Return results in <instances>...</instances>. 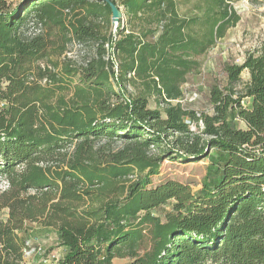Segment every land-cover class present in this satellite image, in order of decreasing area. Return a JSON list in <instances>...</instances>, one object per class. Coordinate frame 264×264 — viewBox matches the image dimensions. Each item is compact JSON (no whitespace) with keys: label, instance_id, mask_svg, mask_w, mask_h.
Wrapping results in <instances>:
<instances>
[{"label":"trees","instance_id":"16d2710c","mask_svg":"<svg viewBox=\"0 0 264 264\" xmlns=\"http://www.w3.org/2000/svg\"><path fill=\"white\" fill-rule=\"evenodd\" d=\"M197 1L182 16L177 0H122L116 38L103 0H0V264H24L28 224L57 234V264H264V41L224 65L211 115L184 110L198 58L240 20L231 0ZM72 39L94 49L80 65L63 57ZM212 151L195 194L152 185L165 161Z\"/></svg>","mask_w":264,"mask_h":264},{"label":"rangeland","instance_id":"374dc122","mask_svg":"<svg viewBox=\"0 0 264 264\" xmlns=\"http://www.w3.org/2000/svg\"><path fill=\"white\" fill-rule=\"evenodd\" d=\"M11 3H18L19 0H7ZM122 0H116L121 18L114 25L110 22L101 24V30L117 38L119 30H126L129 27L128 18L124 13ZM197 0H177V10L180 15L190 16ZM231 6L236 11L240 20L235 27L229 29L224 38L220 39L214 48H211L204 56L198 58L199 69L187 77L182 85V98L179 100L184 110L194 111L197 114L213 113L209 103V89L218 86L221 89L226 85V75L224 73L225 64L241 65L246 54L255 50L264 41V0L251 3L248 0H231ZM108 49V47H107ZM94 49L91 44H82L72 39L67 43L63 57L70 59L77 65L84 63L85 59L92 56ZM249 74L244 70L240 75V81L235 86L236 96L241 95L244 84L248 81ZM76 82L77 80L74 79ZM113 88L121 93L122 99L127 101L128 95L120 92L115 82L112 80ZM129 93H133L132 88H128ZM243 106L249 107L246 99L241 102ZM148 107L151 109L163 110L162 105H157L151 98ZM240 127H243L240 124ZM193 130L194 127L191 126ZM212 151L208 158L199 162L183 163L175 160L165 161L160 168L159 174L152 179V185L164 183L169 180L177 181L188 186L192 193L201 189L202 180L206 175L207 167L215 157ZM6 187L5 182L0 179V190ZM173 202H168L164 206L152 211L153 217L162 223L167 214L173 213ZM5 212L1 215L4 218ZM20 237L24 241V264H42L44 259L52 263L63 257L65 249L61 247L57 240V234L51 229H44L37 224H28ZM33 249L37 251L33 252ZM40 250V251H39ZM128 259H114L113 264H129Z\"/></svg>","mask_w":264,"mask_h":264},{"label":"water","instance_id":"95a60500","mask_svg":"<svg viewBox=\"0 0 264 264\" xmlns=\"http://www.w3.org/2000/svg\"><path fill=\"white\" fill-rule=\"evenodd\" d=\"M104 2H106L110 8L111 11V23L112 24H116L119 19L121 18V12L119 11L118 7L116 5H114L113 3H111L109 0H103Z\"/></svg>","mask_w":264,"mask_h":264},{"label":"built area","instance_id":"2783aa9c","mask_svg":"<svg viewBox=\"0 0 264 264\" xmlns=\"http://www.w3.org/2000/svg\"><path fill=\"white\" fill-rule=\"evenodd\" d=\"M199 124H201V122L199 123ZM34 251H37V249H33V252ZM40 251V250H39ZM23 252H24V250H23ZM42 264H54V263H52L50 260H48V259H44L43 260V262H42Z\"/></svg>","mask_w":264,"mask_h":264}]
</instances>
